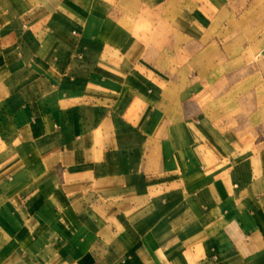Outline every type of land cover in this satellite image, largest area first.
Listing matches in <instances>:
<instances>
[{"label": "crops", "instance_id": "crops-1", "mask_svg": "<svg viewBox=\"0 0 264 264\" xmlns=\"http://www.w3.org/2000/svg\"><path fill=\"white\" fill-rule=\"evenodd\" d=\"M257 2L0 0V264H264Z\"/></svg>", "mask_w": 264, "mask_h": 264}, {"label": "rangeland", "instance_id": "rangeland-1", "mask_svg": "<svg viewBox=\"0 0 264 264\" xmlns=\"http://www.w3.org/2000/svg\"><path fill=\"white\" fill-rule=\"evenodd\" d=\"M252 5V3H250ZM258 5L256 10L253 9H244L242 11H239L238 14L242 21H244L243 30H244V55L245 57L249 54L248 51L252 50V45H258L254 48V52H258V49H264V9L262 8V4L258 3L255 4ZM184 13H187L186 10L183 11ZM182 11L179 12V19L180 21H183L182 18ZM181 16V17H180ZM234 28V27H233ZM242 28V27H239ZM231 31L230 26L228 27L227 33L230 34ZM255 35L254 41H252V36ZM235 48V45H234ZM235 92V91H234ZM259 98L261 102H264V89L262 87L259 89ZM257 94V96H258ZM241 96V93H240ZM243 97L244 100L251 101L252 97V91L251 90H244L243 91ZM260 115L261 117L264 116V105H260Z\"/></svg>", "mask_w": 264, "mask_h": 264}]
</instances>
